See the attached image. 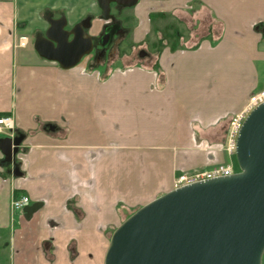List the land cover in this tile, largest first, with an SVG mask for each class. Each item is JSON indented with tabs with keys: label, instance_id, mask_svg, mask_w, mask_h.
<instances>
[{
	"label": "crops",
	"instance_id": "0c3cea01",
	"mask_svg": "<svg viewBox=\"0 0 264 264\" xmlns=\"http://www.w3.org/2000/svg\"><path fill=\"white\" fill-rule=\"evenodd\" d=\"M125 9L121 64L91 68L89 55L62 70L17 40L46 30L47 13L67 28L89 19L94 38L111 23L96 0H0V114L24 135L14 163L0 151V243L12 264H103L118 207L149 203L184 172L235 169L222 147L231 117L264 89V0ZM12 195L30 202L10 217Z\"/></svg>",
	"mask_w": 264,
	"mask_h": 264
},
{
	"label": "water",
	"instance_id": "95a60500",
	"mask_svg": "<svg viewBox=\"0 0 264 264\" xmlns=\"http://www.w3.org/2000/svg\"><path fill=\"white\" fill-rule=\"evenodd\" d=\"M101 19L111 22L112 5L138 0H96ZM48 28L35 34L33 49L62 70L92 54L86 19L67 28L64 17L47 13ZM264 31V26L262 28ZM120 24L105 26V50ZM48 132L56 127L47 125ZM24 135L3 138L0 151L11 164ZM238 172L173 189L141 206L112 233L104 264H262L264 254V103L245 118L237 140Z\"/></svg>",
	"mask_w": 264,
	"mask_h": 264
},
{
	"label": "built area",
	"instance_id": "2783aa9c",
	"mask_svg": "<svg viewBox=\"0 0 264 264\" xmlns=\"http://www.w3.org/2000/svg\"><path fill=\"white\" fill-rule=\"evenodd\" d=\"M29 38L26 35H22L18 38L16 48L24 49L29 45ZM84 73H93V71H87L83 69ZM99 75L98 72H96ZM264 103V89L253 93L248 99L244 108L233 115L229 121L228 129L225 136V142L222 149L228 156L235 157L236 140L240 131V128L247 117V115L257 106ZM14 122L12 118L8 116H0V135L6 138H14ZM236 171L232 163L226 165L214 166L208 169H196L188 172H184L177 176L173 181V189L180 188L186 185H190L199 181L208 179L228 177L235 174ZM28 199L26 196H20L11 200V207L13 209H19L26 204Z\"/></svg>",
	"mask_w": 264,
	"mask_h": 264
},
{
	"label": "flooded vegetation",
	"instance_id": "af4514ba",
	"mask_svg": "<svg viewBox=\"0 0 264 264\" xmlns=\"http://www.w3.org/2000/svg\"><path fill=\"white\" fill-rule=\"evenodd\" d=\"M112 7H118V6H116V5H112ZM118 8H120V7H118ZM122 10V9H121ZM118 22H116L115 20H113V21H111V25H116ZM46 30H44L43 31V33L45 32ZM127 34H128V30H126V29H124V30H121V32L120 33H118L117 35H115L114 37H113V39H112V42H111V44L105 49V50H103L102 48H101V44H103L104 42H105V40H104V38H103V30H102V32H100L97 36H95L94 37V39H93V44H94V48H93V52H92V54L91 55H93V58H92V63H93V65H105V66H110V64H112L113 63V61H114V57H115V54H116V47L114 48V46H115V44H116V41L117 40H119V41H121L122 43H124V41H125V39H126V37H127ZM121 43V44H122ZM118 44H120V42L119 43H117L116 45H118ZM110 49H113L112 50V52L109 54V50ZM142 52L143 51H139L138 52V55L139 56H141L142 55ZM110 56H111V58H110ZM113 57V58H112ZM91 71H93V72H96V70L95 69H91ZM15 132L16 131H14V134H15ZM14 137H15V135H14ZM21 145V144H20ZM19 145V146H20ZM19 146H18V148H19ZM15 157V156H14ZM12 163H14V161L12 162ZM11 163V164H12ZM3 164H8V163H6V162H3ZM21 196H24V195H21ZM17 197H20V196H16V195H12V197H11V200L13 199V198H17ZM27 197V199H28V202L26 203V204H24L23 206H21L19 209H13L12 207H11V200H10V206H9V213H10V217H12L15 213H17V212H21L22 210H24L25 208H26V206L29 204V202H30V199H29V197L28 196H26ZM2 244H5V245H7V247L10 249L11 248V246L9 247V242L8 241H4V242H2ZM48 244H50V242L48 243ZM51 250H50V252H54V250L52 249V248H50ZM73 252V251H72ZM51 253V254H52ZM74 253V252H73ZM45 254V253H44ZM71 255V254H70ZM9 263L8 264H12V260H13V251L11 252L10 251V253H9ZM72 258H73V256H72ZM103 264H104V261H103Z\"/></svg>",
	"mask_w": 264,
	"mask_h": 264
},
{
	"label": "rangeland",
	"instance_id": "374dc122",
	"mask_svg": "<svg viewBox=\"0 0 264 264\" xmlns=\"http://www.w3.org/2000/svg\"><path fill=\"white\" fill-rule=\"evenodd\" d=\"M122 8H118V7H112V15L114 16V19L116 22H118L117 24H121L123 19H122ZM124 11H127V12H131V9H124ZM130 21V20H128ZM125 23H126V20H125ZM126 26V24H125ZM127 28V27H126ZM183 30V29H182ZM33 37H35V34L34 36L32 34H29V39H30V47L32 46L33 47ZM118 45H116L117 43H119ZM121 41L117 40L116 41V44L114 46V48L116 47V55L115 57H117L119 54H122V52L129 46V44L127 45L126 42L122 43ZM148 43H150L149 45L151 46L152 45V42L150 40H148ZM113 49H110L109 50V54L112 52ZM126 52V50H125ZM115 57H114V60H115ZM93 58V57H92ZM113 66H108L109 69H113L116 67V65H119L121 64L120 61L116 58V61H114V63H112ZM93 63L91 62L90 63V67L91 68H95L94 66H92ZM97 66V65H96ZM107 68V67H106ZM98 72V71H96ZM99 73V72H98ZM1 138V137H0ZM232 161H234V165H235V170L238 171V166H237V163H236V159L234 158ZM140 207H133V208H128V210L124 209V208H121V207H118V214L120 215V221L119 223L116 225V226H113L111 229H109V231L107 232V248H108V245H109V241H110V237L112 235V233L114 232V230L124 221L126 220L130 215H132L136 210H138ZM107 250V249H106ZM9 253H10V249L7 247V245L5 244H2V242L0 243V264H8L9 263ZM262 264H264V255H263V258H262Z\"/></svg>",
	"mask_w": 264,
	"mask_h": 264
},
{
	"label": "trees",
	"instance_id": "16d2710c",
	"mask_svg": "<svg viewBox=\"0 0 264 264\" xmlns=\"http://www.w3.org/2000/svg\"><path fill=\"white\" fill-rule=\"evenodd\" d=\"M3 115H5V114H0V116H3Z\"/></svg>",
	"mask_w": 264,
	"mask_h": 264
}]
</instances>
